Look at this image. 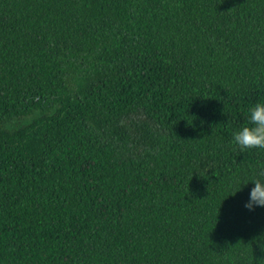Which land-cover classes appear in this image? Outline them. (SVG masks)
I'll use <instances>...</instances> for the list:
<instances>
[{"label": "trees", "instance_id": "obj_1", "mask_svg": "<svg viewBox=\"0 0 264 264\" xmlns=\"http://www.w3.org/2000/svg\"><path fill=\"white\" fill-rule=\"evenodd\" d=\"M258 100L264 0H0V264H264Z\"/></svg>", "mask_w": 264, "mask_h": 264}, {"label": "clouds", "instance_id": "obj_2", "mask_svg": "<svg viewBox=\"0 0 264 264\" xmlns=\"http://www.w3.org/2000/svg\"><path fill=\"white\" fill-rule=\"evenodd\" d=\"M230 142L240 152L264 149V100L249 105L245 122L233 130ZM249 181L252 182V187L249 189L244 207L251 211L255 207H264V172ZM247 183L236 181L231 195L241 191L242 186Z\"/></svg>", "mask_w": 264, "mask_h": 264}, {"label": "rangeland", "instance_id": "obj_3", "mask_svg": "<svg viewBox=\"0 0 264 264\" xmlns=\"http://www.w3.org/2000/svg\"><path fill=\"white\" fill-rule=\"evenodd\" d=\"M31 119H32V117L24 118V119H21V120H16V121L10 123L9 126H17V125H20V124H23V123L31 121Z\"/></svg>", "mask_w": 264, "mask_h": 264}]
</instances>
